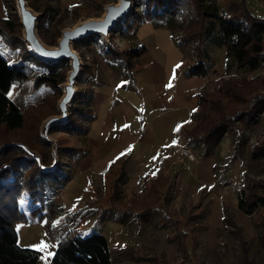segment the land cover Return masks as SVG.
<instances>
[{"label":"rangeland","instance_id":"rangeland-1","mask_svg":"<svg viewBox=\"0 0 264 264\" xmlns=\"http://www.w3.org/2000/svg\"><path fill=\"white\" fill-rule=\"evenodd\" d=\"M25 1L35 12L42 13L40 19L45 15V5L51 7L50 16L47 13V19H41L40 32L37 24V34L45 44L56 46L63 29L81 20L101 17L105 5L118 3L119 0ZM228 1L202 0L205 11L214 16L227 12ZM245 1L252 12L264 16V0ZM131 5L134 13H130L124 22L119 21L106 38L94 35L72 45L81 60V70L75 82V97L68 111V120L48 129L50 142L40 135V126L45 118L58 114L57 102L62 94L61 84L66 80L69 63L64 60V76H56L61 79L57 89L44 83L35 84V77L46 73L47 68L35 58L21 59V45L10 48L0 39V54L9 64L22 62L29 73L25 81L11 85L7 92L8 98L21 110L28 109L26 124L18 131L1 133L0 143H18L37 163V158L41 160V154L37 152L39 149L45 154L43 165H50L54 158L57 163L53 170L44 171L48 173H39L42 181H45L39 189L42 194L45 189L49 190L46 197L43 196L41 223L37 220L39 203H34L26 194L19 201V208L25 212L28 221L16 227L19 246L39 251L43 261L44 257L49 256L48 253H54L56 242L64 233L77 230V233L85 236L97 230L107 239L113 264H264V207L258 205L251 214H245L238 208L239 197H243L244 192L264 196V157L252 159L250 156L252 147L264 140V96L253 101L234 123L228 121L227 126L206 137L199 131L209 123L195 128L201 114L198 106V112L194 115L196 123L185 131L189 138L177 143L188 146L195 158L192 161L178 160L175 154L168 165L166 163L167 173L171 176L176 173V178L170 203L164 206V211L160 209L134 216L111 209L102 210L96 218L97 206H86L90 196L81 187L83 176L76 172L74 174L71 166L76 161L75 157L83 154V149L87 152L86 143L89 138H95L100 129L101 118L98 115L93 121L91 133H85L88 121L91 122L95 116L88 101L93 86L104 83L110 69L113 75L121 74L126 80L132 68L122 53L131 49L135 39L148 48V59L160 58L166 64L181 59V66L187 67L195 61L190 44H179L176 40L181 29L174 13L163 6L157 10L159 18H163L160 22L146 21L139 25L140 21L136 18L146 12L144 0H131ZM150 12L155 15V8L152 7ZM0 24L14 35H21L22 39L16 0H0ZM138 25L140 30L135 34ZM152 25L166 30L175 44L172 40H158ZM204 49L209 73L205 86L208 91L215 89L223 78L244 81L259 75L264 80V65L253 72L236 66L214 22L207 32ZM257 93L264 95V87ZM74 102L76 107L72 111ZM137 127V124L132 126L133 129ZM32 132L36 134L40 147H32L25 142L26 139L31 140L29 135ZM32 144H35L34 139ZM69 150H77L78 154L72 157ZM15 153L8 152L4 158ZM118 174L121 176L117 180L115 207L141 197L145 185L140 181L139 174L129 181H125L124 173ZM96 179L92 181L96 196L104 202L106 185L99 175ZM107 191H110L109 187ZM49 196L51 198H47ZM71 210H74L73 213ZM44 245L46 247L42 248Z\"/></svg>","mask_w":264,"mask_h":264},{"label":"trees","instance_id":"trees-1","mask_svg":"<svg viewBox=\"0 0 264 264\" xmlns=\"http://www.w3.org/2000/svg\"><path fill=\"white\" fill-rule=\"evenodd\" d=\"M144 3L145 14L138 15L136 18L140 22L146 20L160 22L163 18H159L157 10L163 6L174 13V17L179 20L181 33L176 40L179 44H190L195 59L194 63L187 67L189 75L205 76L208 73L204 44L212 22L218 25L223 45L227 53L233 57L237 67L252 72L264 63V16L252 12L245 0L228 1L227 12L220 16L206 12L202 0H144ZM152 7L155 8V15L150 12ZM44 11L45 15L42 18L46 20L47 13L48 17L50 16L51 7L45 5ZM126 18L121 22H124ZM41 19L38 23L39 32ZM0 39L10 48L21 45V59L35 58L37 62L43 63V66L47 68L46 73L38 74L35 77V84L44 83L57 89L61 79L56 76L61 74L63 77V72H65L63 61L43 62L39 60L27 51L25 43L21 42V35H14L2 24H0ZM144 52L145 47L140 44L124 51L122 55L126 63H130ZM25 68L22 62L9 64L0 54V137L3 132L22 129L28 119V109L21 110L7 96L11 85L25 81L29 77ZM128 75L130 77L131 74ZM263 87L264 80L259 75L244 81L221 79L215 89L199 93L198 104L201 114L195 128L201 127L203 123H209L199 131L206 137L211 132L227 126L228 121L234 123L240 114L249 109L253 101L264 96L257 93ZM74 104L75 102L72 104V111H75ZM82 108L84 109V107ZM40 117L41 115H39ZM187 137L189 138V135ZM29 138L32 141L26 139L27 145L32 147L39 145L40 147L34 132L30 133ZM33 139L35 144H32ZM13 140L22 141L18 138H13ZM38 150L37 152L41 154V162L44 163L45 154ZM12 151L16 153L9 158H4L8 152ZM70 152L72 157L78 154L77 150ZM250 156L252 159L264 157V140L252 147ZM39 173L48 172L40 169L38 163L30 155H27L18 143H0V264H37L40 252L19 246L16 227L19 224L28 223L27 215L19 208V201L24 194L28 195L34 203H39L37 220L40 221L42 218L40 209L48 189L43 191L44 194L39 189L45 183ZM174 178L175 174L167 177L162 170L155 178L146 175L144 178L146 193L141 200L132 202L126 210L137 216L155 209L164 211V206L173 189ZM242 195L243 197L240 195L238 200V208L245 214L253 213L258 205L264 207V196L254 193L245 194V192ZM47 198H51V196ZM51 262L52 264H113L107 239L97 230H93L85 236H81L77 230L64 233L56 242Z\"/></svg>","mask_w":264,"mask_h":264},{"label":"crops","instance_id":"crops-1","mask_svg":"<svg viewBox=\"0 0 264 264\" xmlns=\"http://www.w3.org/2000/svg\"><path fill=\"white\" fill-rule=\"evenodd\" d=\"M139 25L134 31L135 34L140 30ZM153 30L155 37L161 42L168 40L174 42L166 30L155 26ZM140 44L145 47V52L130 62L132 68L130 77L126 75L125 80L121 74L113 75L110 69L108 75H105L106 81L93 86L88 101L95 116L91 122L88 121L85 133H91L93 121L98 115L101 118L100 129L95 138L94 136L93 139L89 138V142L86 143L87 152L85 153L83 149V154L75 157L76 161L71 166L74 174L76 172L80 177L83 176L81 187L88 191L90 196L88 201L86 200V206L91 204L97 206L96 218L100 216L102 210L111 209L137 216L126 208L132 202L142 199L146 193V184L143 185L144 194L142 193L141 197L129 200L121 207H115L117 180L121 176L118 173H124L125 181L139 174L143 184L146 175L155 178L161 170L165 176H171L167 173L166 163L168 165L169 160L175 157L172 148L179 142L187 141L185 131L191 124L196 123L194 115L198 112V95L209 90L205 88L209 81V73L205 76L189 75L187 66H181V59L167 64L160 58L148 59L146 58L148 48L137 39L131 48ZM177 65L180 67L177 68ZM170 81L172 87H166ZM135 124L138 127L133 129L132 126ZM173 174L176 178V173ZM98 175L104 186L106 185L104 202L96 196L95 185L92 183L97 181ZM108 187L110 191H107ZM169 203L170 197L166 204ZM51 257L52 255L46 256L42 261L39 255L37 264H52Z\"/></svg>","mask_w":264,"mask_h":264},{"label":"water","instance_id":"water-1","mask_svg":"<svg viewBox=\"0 0 264 264\" xmlns=\"http://www.w3.org/2000/svg\"><path fill=\"white\" fill-rule=\"evenodd\" d=\"M16 5L22 27V40L27 50L46 62L66 60L69 63L66 80L61 84L62 94L57 102L58 114L48 116L40 126V135L50 142L47 137L48 129L68 120V111L75 97V82L81 70V60L72 45L94 35H102L106 38L115 29L119 21L130 15L132 11L131 0L109 3L105 5L101 17L81 20L72 27L63 29L56 46L45 44L37 34V24L42 13H37L27 6L25 0H16ZM37 160L40 169L43 171L53 170L57 164L55 158L48 166L43 165L39 158Z\"/></svg>","mask_w":264,"mask_h":264},{"label":"built area","instance_id":"built-area-1","mask_svg":"<svg viewBox=\"0 0 264 264\" xmlns=\"http://www.w3.org/2000/svg\"><path fill=\"white\" fill-rule=\"evenodd\" d=\"M172 151L178 155V160L187 159L189 161L194 160L195 155L186 145L178 144L172 148Z\"/></svg>","mask_w":264,"mask_h":264},{"label":"snow or ice","instance_id":"snow-or-ice-1","mask_svg":"<svg viewBox=\"0 0 264 264\" xmlns=\"http://www.w3.org/2000/svg\"><path fill=\"white\" fill-rule=\"evenodd\" d=\"M176 67L179 68L180 65H177ZM174 72H175V70H174ZM173 78H174V76H173ZM166 87H169V88L172 87L171 81L169 82L168 85H166ZM125 127H127V126H125ZM176 130H177V131L179 130V126H178V128H177ZM117 159H118V158H117ZM43 247H46V245L42 246V248H43ZM48 255L51 256L52 253H48Z\"/></svg>","mask_w":264,"mask_h":264},{"label":"bare ground","instance_id":"bare-ground-1","mask_svg":"<svg viewBox=\"0 0 264 264\" xmlns=\"http://www.w3.org/2000/svg\"><path fill=\"white\" fill-rule=\"evenodd\" d=\"M26 4H27V2H26ZM28 6V5H27Z\"/></svg>","mask_w":264,"mask_h":264}]
</instances>
